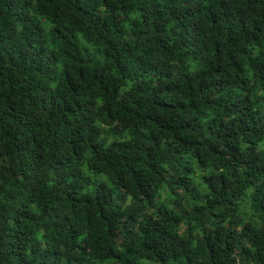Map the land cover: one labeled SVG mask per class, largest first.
I'll use <instances>...</instances> for the list:
<instances>
[{
    "label": "trees",
    "instance_id": "obj_1",
    "mask_svg": "<svg viewBox=\"0 0 264 264\" xmlns=\"http://www.w3.org/2000/svg\"><path fill=\"white\" fill-rule=\"evenodd\" d=\"M0 264H264V0H0Z\"/></svg>",
    "mask_w": 264,
    "mask_h": 264
}]
</instances>
